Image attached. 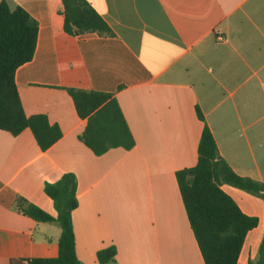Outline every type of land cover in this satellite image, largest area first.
Listing matches in <instances>:
<instances>
[{"label":"crops","instance_id":"obj_1","mask_svg":"<svg viewBox=\"0 0 264 264\" xmlns=\"http://www.w3.org/2000/svg\"><path fill=\"white\" fill-rule=\"evenodd\" d=\"M115 32L71 35L62 0H9L39 24L33 58L15 74L27 116L44 114L62 136L42 150L29 128L0 129V264L58 254L61 228L23 214L24 197L51 214L47 182L76 176L72 219L83 264H205L176 172L194 166L205 124L239 175L264 182V0H88ZM113 93L135 145L96 154L82 140L68 88ZM197 108L203 114L198 116ZM221 187L258 225L237 264L256 260L264 200Z\"/></svg>","mask_w":264,"mask_h":264},{"label":"trees","instance_id":"obj_2","mask_svg":"<svg viewBox=\"0 0 264 264\" xmlns=\"http://www.w3.org/2000/svg\"><path fill=\"white\" fill-rule=\"evenodd\" d=\"M62 3L67 33L115 35L88 0H62ZM38 29V21L23 6L0 0V129L17 135L29 128L40 148L46 150L60 139L62 131L44 114L26 115L15 78L17 68L34 56ZM68 91L79 116L87 118L81 138L96 154H103L112 147L130 149L135 145L113 93L73 87ZM197 113L203 119L199 108ZM176 178L205 264H237L246 234L258 225V217L243 212L221 185L228 183L264 200V182L237 174L220 156L216 140L206 124L196 164L178 170ZM76 189V176L72 172L45 184L44 191L53 202L55 215L24 197L17 198V207L23 214L41 222H57L61 234L56 256L11 259L10 264H83L76 253L72 219L79 203ZM116 253V246L110 245L97 251V259L103 264L114 260ZM249 264H264V236L257 259Z\"/></svg>","mask_w":264,"mask_h":264}]
</instances>
